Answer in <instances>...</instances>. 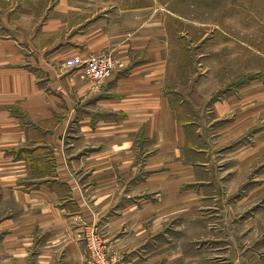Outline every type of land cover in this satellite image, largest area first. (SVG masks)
<instances>
[{"label": "crops", "instance_id": "1", "mask_svg": "<svg viewBox=\"0 0 264 264\" xmlns=\"http://www.w3.org/2000/svg\"><path fill=\"white\" fill-rule=\"evenodd\" d=\"M162 2L31 1L23 31L0 35V264H87L92 226L116 264L162 262L166 244L144 239L141 220L160 209L145 188L186 204L210 157L190 140L209 101L183 75L177 16ZM103 53L116 69L102 81L68 64ZM243 85L231 98L238 138L219 151L264 168V79Z\"/></svg>", "mask_w": 264, "mask_h": 264}, {"label": "rangeland", "instance_id": "2", "mask_svg": "<svg viewBox=\"0 0 264 264\" xmlns=\"http://www.w3.org/2000/svg\"><path fill=\"white\" fill-rule=\"evenodd\" d=\"M31 1L41 0H0V35L23 31L25 7ZM162 1L177 16L171 20V33L183 49V75L193 82L195 94L209 101L207 114H202L204 134L194 132L190 140L194 148L209 151L218 183L205 181L207 159L206 165H198L199 178L195 174L191 182L194 196L186 204L185 199L165 201L163 188L158 193L145 188L144 197L160 209L150 210L141 220L147 231L144 239L166 244L160 264H264V168H250L244 155L239 162L231 148L219 151L238 138L232 130L236 112L231 98L246 94L243 84L250 78L264 79V55L259 51L264 0ZM218 101H225L227 107L222 115L215 110ZM185 190L182 187L181 193ZM90 231L102 243L100 252L116 264L98 226L85 233L87 264L91 263Z\"/></svg>", "mask_w": 264, "mask_h": 264}, {"label": "built area", "instance_id": "3", "mask_svg": "<svg viewBox=\"0 0 264 264\" xmlns=\"http://www.w3.org/2000/svg\"><path fill=\"white\" fill-rule=\"evenodd\" d=\"M68 64L72 67H83L87 77L95 81L108 79L116 69V60L112 53L94 55L84 60L73 58ZM88 245L91 250L90 264H114V261H108L104 253L100 252L102 243L94 231L88 234Z\"/></svg>", "mask_w": 264, "mask_h": 264}]
</instances>
